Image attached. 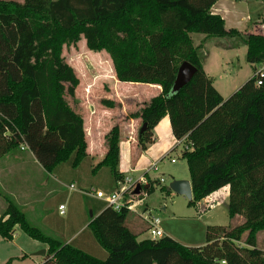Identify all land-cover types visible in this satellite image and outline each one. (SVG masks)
Here are the masks:
<instances>
[{
    "label": "trees",
    "instance_id": "obj_1",
    "mask_svg": "<svg viewBox=\"0 0 264 264\" xmlns=\"http://www.w3.org/2000/svg\"><path fill=\"white\" fill-rule=\"evenodd\" d=\"M216 1L0 0V157L24 144L48 173L64 164L76 169L87 163L92 181L99 182L102 172L110 175L112 185L107 192L123 180L117 170L118 124L105 135L108 150L103 160L92 167L83 119L65 98L66 93L74 96L79 79L64 60L62 47L75 45L81 37L88 50L109 55L117 80L161 87L158 95L128 115L146 124L138 134L142 149L151 142L147 117L153 111L166 110L176 140L194 130L217 107L227 115L223 97L206 75L199 46H194L191 38L192 33L205 38L240 35L237 29L226 27L221 16L211 13ZM244 41L253 76L244 84L247 88L242 87L234 97L228 132L217 143H201L191 151L184 150L182 156L191 170L192 161H201L234 141L240 147L222 166L204 173L198 182L193 180L189 206L221 186L233 167L247 159L261 126L264 129L260 111L264 77L256 85L258 66L264 65V34H247ZM184 61L196 71L187 84L172 93L178 67ZM101 104L116 106L108 99H101ZM249 115L255 120L253 125L247 121ZM224 127L219 125L218 132ZM241 130L245 133L237 137ZM261 158L224 181L229 186L227 210L232 222L207 226L203 246H186L166 235L157 240L138 239L140 233L127 224L128 210L104 207L85 230L105 253L97 257L74 241L64 243L33 226L21 207L1 190L6 207L0 215V237L10 240L19 227L47 246L42 264H264V150ZM156 184H160L158 179L149 180L143 191L153 193ZM160 189L170 194L167 186ZM237 217L242 218L240 223H235Z\"/></svg>",
    "mask_w": 264,
    "mask_h": 264
},
{
    "label": "crops",
    "instance_id": "obj_2",
    "mask_svg": "<svg viewBox=\"0 0 264 264\" xmlns=\"http://www.w3.org/2000/svg\"><path fill=\"white\" fill-rule=\"evenodd\" d=\"M15 1L22 3L23 0ZM249 1L254 0H217L210 9L212 14L222 17L226 27L235 28L240 32V35L235 37L213 38L216 40H214L213 46L218 62H222L221 65L225 64L230 68L226 72L221 66L222 73L217 74V76L207 75L212 79L214 87L222 95V104L227 106V115L217 107L181 140L174 138L168 114L164 108H161L159 111H153L147 117V128L151 132V142L146 145L145 149L136 147L138 143L134 145V135L141 123V119L130 118L128 115L138 110L139 105L137 106V104L141 106V104L148 102L150 98L158 95L161 92V87L157 84L121 82L117 80L109 55L105 51H97L102 57L103 54H106L112 65V78H110V82L105 81L102 91L103 97L101 98L113 101L116 106L108 108L101 104L99 111H88V98L85 97V94L80 96L79 84L75 89L74 96H70L71 101H67L72 110L83 119L87 153L91 159L92 167L103 160L108 150L105 134L115 124H118L120 131L117 170L123 175V178L144 174L146 169L155 164L157 170L147 172L146 177L149 180H159L163 178V173H160L159 169L160 160L167 157L169 153L175 151L179 146L183 145L184 150L191 151L201 143L204 145L220 141L221 136L229 130L227 124H229L228 118L233 114L230 107L235 102L234 97L241 90V87L244 86L242 84L236 86L239 69L242 66H234V55H237L240 47L245 46L247 49L244 41L247 34L264 33V0H255V4L252 6L249 5ZM192 34L191 38L194 46H200V43H194ZM201 35L202 40L205 35ZM241 39L243 44L238 46L237 41L239 40L240 42ZM210 40L212 39L207 37L202 47L204 48L205 44L207 45ZM260 67H264V65L258 66V69ZM252 76L253 74L244 81V84ZM217 77L220 81L222 80V87L233 83L232 85L235 88L229 95L225 96L222 90L215 86ZM120 85L143 86L154 91L148 100L142 101L136 95L122 94L119 90ZM219 125L225 127L218 132ZM244 133L245 131L241 130L240 133H237V137ZM235 142L209 153L201 161H192L193 167H191V170L189 168V174L176 179L188 180L192 187L195 178L196 182H198L199 177L204 173L212 171L225 163L227 157L236 147ZM263 150L264 129L261 126L255 142L249 149L247 159L233 167L222 180L221 186L209 192L202 200L196 203L194 209L188 208L185 214L176 215L174 211H170L165 215L164 222L160 219V227L164 235L175 239L183 245L199 247L205 244L207 226L229 225L232 222L227 210L229 186L224 181L248 166L257 163L262 159L261 153ZM171 160L170 162H172ZM89 171L90 167L87 166V163H82L76 169L72 168L70 164H64L56 172L48 173L32 151L26 145L21 144L16 149H12L0 157V190L9 195L21 207L27 220L33 226L39 227L44 233L48 232L50 236L54 237L55 235V238L56 235L59 236L57 239L64 243L74 241L79 247H85L87 250L100 255L99 257H104V251H100L95 246L94 237L85 231L90 220L105 207L103 202L69 188V185L73 184L75 187L76 185H81L83 189H87L90 188L87 184L94 182L95 189L107 191V188L112 185L110 175L107 172H102L99 182H95L92 181ZM158 172L162 175H157ZM60 205H64L63 213L59 209ZM145 205L150 209L148 204ZM5 207L6 203L0 196V215L5 210ZM165 208L164 206L162 209L164 210ZM88 210H90L89 216L86 217ZM150 212L152 213L151 209ZM73 216L80 219V223L77 226L72 224L73 220L71 219ZM241 221V217L235 219V223H240ZM127 224L132 230L139 232V235H142V233L146 234L145 238H147L146 230L148 224L138 214L130 211ZM138 239L140 238L138 237ZM41 250H45L46 254L47 246L31 239L19 227H16L10 240L0 237V264L6 263L9 259H12L10 264H42L45 255L39 254Z\"/></svg>",
    "mask_w": 264,
    "mask_h": 264
},
{
    "label": "rangeland",
    "instance_id": "obj_3",
    "mask_svg": "<svg viewBox=\"0 0 264 264\" xmlns=\"http://www.w3.org/2000/svg\"><path fill=\"white\" fill-rule=\"evenodd\" d=\"M255 4L254 1H249V5ZM264 31V30H263ZM264 34V33H263ZM201 34L198 33H193L192 37L194 40L195 44H199V50H198V56L200 58V61L203 65V69L206 73V75H215L222 73L221 71V66L224 71H228L230 67H227V65L222 64V62H218L217 59V54L214 49V44L215 39L211 38L212 40L208 41L207 45L205 44V47L203 48L202 45L205 41L204 38L201 40ZM215 40V41H214ZM241 42V43H240ZM237 41L238 46L243 44L242 39ZM240 51L237 52V55L235 56V64L234 66L237 67L239 65L242 66L241 69H239V77H238V82L236 81V86L238 84L244 85V81L250 77L253 74V67L246 61V47H240ZM62 56L64 57V60L73 68L76 76L79 79V94L80 96L85 94V97L88 98L87 102V109L88 111L95 112L99 111L100 105H101V97H103V85L106 83L105 81L110 82V78H112V65L109 62V58L106 54H103V57L100 53L97 51H92L88 50L86 47V42L84 37H81V39L75 44H65L62 47ZM87 84V85H86ZM222 87V80L217 77L215 86L220 88L222 90L223 94L225 96L229 95L232 90L235 88L234 85ZM241 85V86H242ZM245 89L247 88L246 86H243ZM242 88V87H241ZM119 90L122 94H129V95H136L139 100H148L150 96L153 93V89L143 87V86H124L120 85ZM65 98L68 102L71 101V97L66 93ZM85 98V99H87ZM139 105V108L142 107L143 104H137ZM138 108V109H139ZM261 112L264 114V105H260ZM247 121L251 123V125L254 124L255 120L252 116H247ZM264 124V119L262 120ZM141 123L138 126V129L134 135L135 138V143H138V134L141 128ZM106 135V134H105ZM136 147L141 148V146L138 144ZM240 145L236 144V147L234 151H237L239 149ZM17 148V147H16ZM14 148V149H16ZM93 151V148H92ZM98 151V149H96ZM184 149L183 145L179 146L175 151H172L169 153L167 157L164 159L160 160L159 162V169L160 173H163V178L164 182L160 184L155 185V190L151 194H144L143 195V205L148 204L150 209L152 210V214L157 215L162 222H164L165 215L168 214L170 211H174L176 215H182L185 214L187 209H194V205H188L189 200L183 196L174 193L173 191H170V194L167 195L164 192L161 191L160 186L165 185L169 186L170 182L175 180L178 177L182 176H187L189 174V164L188 160L185 159L182 156ZM233 151V152H234ZM171 158H174L175 162H170ZM201 159V158H200ZM159 160V159H158ZM245 161V159H244ZM159 172L157 175H162ZM93 183H88V187L90 188H95V185L92 186ZM78 189H83L81 185H76ZM89 189V188H87ZM166 207L164 210L162 209L163 207ZM89 211L88 214L85 216H89ZM79 217L73 216L71 220L73 225H78L80 223ZM162 224V223H161ZM162 226V225H161ZM88 231V230H87ZM86 231V232H87ZM48 234V232H46ZM262 235L263 233H259V241L262 240ZM55 237V235H54ZM146 234H143L139 236L140 239L145 238ZM56 238H59V236L56 235ZM95 241V240H94ZM260 244V242H259ZM76 245V244H75ZM95 246L100 249V251H103L101 247L96 243L95 241ZM83 250L87 251L90 254H93L97 257L100 255H97L93 251L87 250L85 247H81Z\"/></svg>",
    "mask_w": 264,
    "mask_h": 264
},
{
    "label": "built area",
    "instance_id": "obj_4",
    "mask_svg": "<svg viewBox=\"0 0 264 264\" xmlns=\"http://www.w3.org/2000/svg\"><path fill=\"white\" fill-rule=\"evenodd\" d=\"M263 69L264 67H260L258 69L256 85L261 84V79L264 77ZM171 161L173 162L174 159ZM151 170H157V166L152 164L148 169H146V173L136 177H124L123 180L119 182L118 187L110 192L95 188L78 189L73 184L69 185V188L99 199L104 203L105 207L112 208L115 211H120L121 209L125 208L129 212L131 211L138 214L148 224V228L146 230L147 238L151 240H157L164 235V232L160 227V218L156 215H152L150 209H148L146 205H143L142 203L143 195L146 194L142 187L144 185H148L149 179L146 177V174ZM159 181L163 183L164 179L160 178ZM137 186H140L141 189L139 193L134 194ZM59 209L61 213H63L64 205H60Z\"/></svg>",
    "mask_w": 264,
    "mask_h": 264
},
{
    "label": "water",
    "instance_id": "obj_5",
    "mask_svg": "<svg viewBox=\"0 0 264 264\" xmlns=\"http://www.w3.org/2000/svg\"><path fill=\"white\" fill-rule=\"evenodd\" d=\"M195 71L196 68L192 64L187 61L182 62L178 67L176 78L173 83L171 92H177L182 86L187 84L194 75ZM145 129L146 124L143 123L139 132H143ZM147 187L148 185H144V188ZM168 188L176 194L185 196L189 201L192 200V187L188 180L175 179L170 182ZM140 189L141 187L137 186L134 192L139 193ZM39 254L44 256L45 250H41Z\"/></svg>",
    "mask_w": 264,
    "mask_h": 264
}]
</instances>
